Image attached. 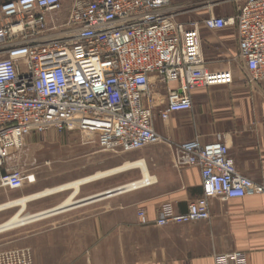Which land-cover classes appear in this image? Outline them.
<instances>
[{
    "label": "built area",
    "instance_id": "obj_1",
    "mask_svg": "<svg viewBox=\"0 0 264 264\" xmlns=\"http://www.w3.org/2000/svg\"><path fill=\"white\" fill-rule=\"evenodd\" d=\"M239 1L233 16L185 23L181 18L195 12L188 8L195 0H0V187L22 188L21 172L7 170L5 162L26 136L80 129L96 132L104 152L127 154L163 143L174 169H198L201 197L183 214L163 204L156 227L208 220L211 199L264 196L263 184L235 170L223 136L205 145L197 139L176 144L153 127L156 116L164 123L190 111L192 90L232 83L230 71L206 70L201 26L234 29L244 70L251 81L264 79V0ZM201 6L209 7L208 0ZM140 161L148 174L143 159L129 163L125 172L140 178L121 191L157 183L133 166ZM136 216L140 225L149 223L142 209ZM0 264L33 259L28 249L0 251ZM215 264H245L244 256L220 255Z\"/></svg>",
    "mask_w": 264,
    "mask_h": 264
},
{
    "label": "crops",
    "instance_id": "obj_2",
    "mask_svg": "<svg viewBox=\"0 0 264 264\" xmlns=\"http://www.w3.org/2000/svg\"><path fill=\"white\" fill-rule=\"evenodd\" d=\"M208 3V8L190 13L189 20L233 16L241 5L239 0ZM199 38L206 70L230 71L232 83L192 90L191 110L173 114L164 123L156 116L154 130L176 144L197 139L205 145L221 135L235 170L264 185V79L250 80L238 58L234 29L216 32L201 26ZM149 147L160 149L145 153ZM144 149L138 150L142 152L137 156L144 160L148 174L157 179L155 185L134 192L120 191L58 214L69 218L70 229L76 225L77 232L84 231L85 237L92 239L86 264H215L217 256L234 252L244 256L245 264H264L263 195L226 201L211 199L208 220L156 227L154 221L163 204H170L175 214H183L190 202L201 197L200 174L196 168L174 169L171 151L165 144ZM117 175L101 188L84 190V198L120 188L130 181L126 174ZM50 206L44 203L33 212L53 208ZM138 209L145 212L147 225L139 224ZM75 215L78 219L73 221Z\"/></svg>",
    "mask_w": 264,
    "mask_h": 264
},
{
    "label": "rangeland",
    "instance_id": "obj_3",
    "mask_svg": "<svg viewBox=\"0 0 264 264\" xmlns=\"http://www.w3.org/2000/svg\"><path fill=\"white\" fill-rule=\"evenodd\" d=\"M202 3L196 0V3L188 8L198 12L203 8ZM188 16L181 19L187 22L193 21L189 20ZM159 149V147H149L144 149V152H154ZM142 151L127 154L104 152L98 147L96 132L82 134L80 129L62 131L51 129L42 133H31L24 138L22 148L12 150L5 162L7 170L21 172L23 186L15 191L0 187V204L104 172L125 163L142 160L141 156H137ZM122 174L129 176L128 183L140 178L137 171ZM117 176L81 187L75 200L83 199L84 190L87 188H101L104 182ZM68 193L34 201L28 204L26 213L34 214L33 211L44 203H50V208L54 207ZM16 210L17 208H13L0 212V223L12 216ZM63 216H53L0 233V251L28 249L33 264H86V252L92 239H87L84 231L77 232L76 225L74 229H70L67 225L69 218L63 219ZM77 219L78 216L75 215L73 221Z\"/></svg>",
    "mask_w": 264,
    "mask_h": 264
},
{
    "label": "bare ground",
    "instance_id": "obj_4",
    "mask_svg": "<svg viewBox=\"0 0 264 264\" xmlns=\"http://www.w3.org/2000/svg\"><path fill=\"white\" fill-rule=\"evenodd\" d=\"M132 165L129 163H125L123 165H120L119 167L104 171V172H98L91 176H87L78 180H74L72 182H68L56 187H52L49 189H44L40 192L29 194L22 196L20 198L7 201L3 204H0V211L4 210H10L13 208H17L16 212L10 216L7 220H5L3 223L0 224V233L17 228L22 227L34 222H38L50 217H53L55 215L61 214L63 212H66L68 210L77 208L76 206L80 202H76L75 198H77V195L80 192L81 187L89 185L91 183H94L96 181L103 180L105 178H108L113 175L122 174L126 171L127 168L131 167ZM133 166H138V168L142 171V175L144 179H147L148 174L146 172L145 167L143 164L138 162L137 164ZM130 187V185L121 188L125 189ZM68 193L66 198L57 206L49 209V211H42L38 213H26V209L28 207V204L41 200L46 199L48 197L57 195V194H64Z\"/></svg>",
    "mask_w": 264,
    "mask_h": 264
},
{
    "label": "water",
    "instance_id": "obj_5",
    "mask_svg": "<svg viewBox=\"0 0 264 264\" xmlns=\"http://www.w3.org/2000/svg\"><path fill=\"white\" fill-rule=\"evenodd\" d=\"M120 189L121 188L112 189V190H109V191L104 192V193H100V194H97V195H94V196H91V197H87V198H83V199L77 200L76 202H80V203L76 207L84 206L86 204H89V203H92L94 201L100 200V199H102L105 196H109V195H112L114 193H118V192L121 191ZM47 211H49V210H47Z\"/></svg>",
    "mask_w": 264,
    "mask_h": 264
}]
</instances>
